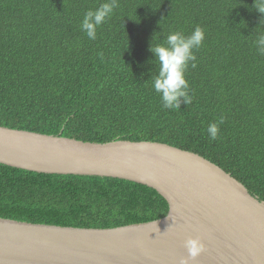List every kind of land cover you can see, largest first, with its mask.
Returning a JSON list of instances; mask_svg holds the SVG:
<instances>
[{
    "label": "trees",
    "instance_id": "trees-1",
    "mask_svg": "<svg viewBox=\"0 0 264 264\" xmlns=\"http://www.w3.org/2000/svg\"><path fill=\"white\" fill-rule=\"evenodd\" d=\"M106 0H0V126L91 143L153 142L195 154L264 202V14L254 0H119L90 40L84 13ZM205 30L186 79L192 103L164 109L150 51ZM219 124L218 137L207 132ZM167 201L127 180L0 164V218L79 229L164 219Z\"/></svg>",
    "mask_w": 264,
    "mask_h": 264
},
{
    "label": "water",
    "instance_id": "water-1",
    "mask_svg": "<svg viewBox=\"0 0 264 264\" xmlns=\"http://www.w3.org/2000/svg\"><path fill=\"white\" fill-rule=\"evenodd\" d=\"M0 164L135 182L169 205L161 220L114 229L0 218V264H264V202L218 166L153 142L91 143L0 126ZM204 250L189 258L185 242Z\"/></svg>",
    "mask_w": 264,
    "mask_h": 264
},
{
    "label": "clouds",
    "instance_id": "clouds-1",
    "mask_svg": "<svg viewBox=\"0 0 264 264\" xmlns=\"http://www.w3.org/2000/svg\"><path fill=\"white\" fill-rule=\"evenodd\" d=\"M254 8L264 14V0H254ZM119 7V0H106L96 9H89L84 13L81 29L90 40L97 38V29L112 17ZM205 40V30L197 25L191 34L185 35L181 31L170 32L164 43L157 44L150 49L159 63V71L153 80L155 92L160 94L164 109H179L181 103H192L190 87L186 79L189 65L197 67V56L194 50L199 49ZM257 51L264 55V34L254 41ZM223 123L221 117L218 123H211L207 128L208 135L215 140L219 134V124ZM189 258L197 257L204 245L198 238H189L185 242Z\"/></svg>",
    "mask_w": 264,
    "mask_h": 264
}]
</instances>
